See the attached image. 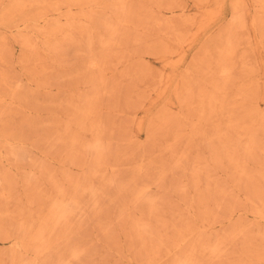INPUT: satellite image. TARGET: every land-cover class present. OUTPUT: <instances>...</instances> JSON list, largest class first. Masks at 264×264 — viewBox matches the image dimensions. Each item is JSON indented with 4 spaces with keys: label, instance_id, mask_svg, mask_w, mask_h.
I'll return each instance as SVG.
<instances>
[{
    "label": "rangeland",
    "instance_id": "374dc122",
    "mask_svg": "<svg viewBox=\"0 0 264 264\" xmlns=\"http://www.w3.org/2000/svg\"><path fill=\"white\" fill-rule=\"evenodd\" d=\"M80 1L0 2V264H175L192 246L200 264H264V0H129L139 26L118 23L119 0ZM17 2L25 7L9 15ZM117 24L122 45L104 47ZM228 32L238 38L232 81L219 116L200 120L179 98L188 82L196 94L205 85L197 67ZM94 95L103 164L83 148L95 131L77 121ZM78 182L99 193L80 191L82 211L52 248L26 250L57 185L71 192Z\"/></svg>",
    "mask_w": 264,
    "mask_h": 264
},
{
    "label": "bare ground",
    "instance_id": "6f19581e",
    "mask_svg": "<svg viewBox=\"0 0 264 264\" xmlns=\"http://www.w3.org/2000/svg\"><path fill=\"white\" fill-rule=\"evenodd\" d=\"M0 2H1V0H0ZM119 2H120L121 12L117 16L118 23H120V22L127 23V24L128 23H135L137 26H139L141 23V19H139L138 17L135 16V11L132 8L131 4H129V0H119ZM25 3L28 4L27 2H25ZM81 3L82 2L80 0L79 1L73 0V3L69 7L70 8L75 7V6L80 7ZM244 4L245 3L243 2L238 7H236V9H238L240 11V9L243 8ZM23 7H25L24 2H17L16 4H14L11 7V9L8 11V13H9V15L13 16L20 8H23ZM169 9L171 11H173L172 7ZM89 19L92 20V16H89ZM41 20L46 22L47 17L46 16L41 17ZM234 24L238 25L239 28L242 29L244 27V21L242 19V16H239V18L236 19ZM19 28L26 29V26L25 25H20V26L18 25L17 29H19ZM81 30L84 31V29H81ZM118 32H119V25L117 24V26L114 27L113 30H111L112 35H111L110 39L102 41V45L104 47H109L110 49L114 46H121L122 43H120V40L118 39V36H117ZM237 39L238 38H237L236 34H233L232 32H228V34L225 36V42L223 44L224 46H222L219 50H217L215 56L211 55L212 53L210 50L205 51V53L207 54V59L205 61H201L200 66L197 67V72L201 76V78L199 80L203 79L204 77L207 78V80L205 81V85L202 86L200 88L199 92L196 94L195 88L198 84L194 85L192 83V81H190L185 85V90H183V95L181 98H179L181 105L183 107H185L189 112H192L193 114H195L197 116V118L200 120H207V119L209 120L212 116H216V117L219 116V113L221 111L220 107H223V103H224L223 98H225V96L227 95V92H226L227 86L232 81L231 75H232V71L234 70V57H235V53H236V49H237ZM20 45L22 48L32 47L33 50L35 49L33 44L28 40L21 42ZM56 51H57L56 48H50L46 52L48 54H50V53L56 52ZM171 54L176 55L174 52H171ZM2 55H3V53L1 52L0 58H1V60H4V57ZM178 57H177V60L173 62L174 64H179V58ZM167 62L169 63L168 60H167ZM28 63H29V61H28ZM92 67L99 69L98 71H101L103 68V66H101L100 63H97V62H93ZM217 76H221L222 77L221 79H223V80L217 79ZM3 81L7 82L5 77H3ZM109 82L111 84L113 83L110 81V79H109ZM167 83H168V78H167V80H165V86ZM108 85H110V84H108ZM107 86H106V88H107ZM108 89H109V87H108ZM94 91H95V89H94ZM102 92H103V89H102ZM106 96H108V98H109V95H106ZM0 98H2V96H0ZM194 98H198V105L196 107H193L194 106V104H193ZM85 103H87L85 105V107L83 106V107H80L78 109V118H77V121L79 122L78 124L80 127H82L81 130H83V131L88 130L91 132L92 131H95V132H94L93 140L88 142L83 148L85 149L86 152H90L92 154L94 159H96V163L103 164L104 163V157L106 156L107 148L105 147V144L102 140L103 139L102 138L103 132L100 133V129L103 130L104 128H103V124L100 120L95 121L93 118V115H95V113H96L95 109L97 108V96L94 95V98H92L90 100H86ZM262 118L264 119V117H262ZM161 123H162L161 126L163 128H168V127L173 126L175 124V120H173V118L172 119L170 118L169 120L162 118ZM196 132H197V134H200V135L202 134L200 131H196ZM216 136L219 139V141L221 142V145H226L228 143V140H224L227 137L225 135L223 136L221 134V131L218 128H217ZM75 143H77V137L73 138V144L77 145ZM72 158L74 159V156H72ZM75 158L77 159V156H75ZM231 161L233 164H235V166H236V164H238L237 160L234 157L231 158ZM98 173H99V171H98ZM71 184H72L71 185V188H72L71 192H67V190H65L61 185L56 184L57 185V187H56L57 196H56V199L54 200V202L52 203V206H51L48 214L46 215L45 219H43V221L36 228H34L33 226L30 225V228H34L35 231L31 237L30 241H28V244H24V246L26 247L25 248L26 250H28V248H30L32 246H35L34 251L38 254H43L44 252H46L50 248H52L53 243H54L52 235L55 234V232L57 230H60L61 228H67L68 229L71 225L73 215L75 213H77L78 211H80V212L82 211L81 207H80L81 202L79 201L80 191H82L84 193H89L92 196H96L99 193V192L97 193V189L90 183L83 184L81 182H78L77 184L76 183H71ZM249 186H251V185H249ZM226 193H228V192H226ZM155 207H152V212H154L156 210ZM207 211H209V210H207ZM207 211H204V212H207ZM259 215L262 217L263 213L260 212ZM215 218H218V217H215ZM136 230L140 231L139 235H141V234L152 235V233H153V228L148 224H142V225L137 224ZM242 231H243V229H242ZM130 236H132V234ZM244 236H245V233H244ZM253 241H254V239H253ZM151 243H153V242H151ZM13 245L15 247H20L21 249L23 248L20 245V243L16 240H13ZM155 245H157V246L152 247L153 253H155L156 250H158V244H155ZM195 248H196L195 246H192L191 252L188 255H186L180 259H177L175 264H200L201 260L198 258V255L195 252ZM207 249L209 250V253L211 256H219L220 250H221V243L215 244L213 246H207ZM81 252L82 251L72 252V256L74 258H76L80 255ZM248 252H250V251H248ZM254 252H257V251H254ZM262 256H263V254H262ZM68 263L69 262H62L61 264H68ZM23 264H30V263H23ZM31 264H32V262H31Z\"/></svg>",
    "mask_w": 264,
    "mask_h": 264
}]
</instances>
